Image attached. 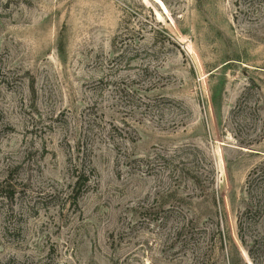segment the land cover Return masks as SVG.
Wrapping results in <instances>:
<instances>
[{
    "label": "rangeland",
    "instance_id": "obj_1",
    "mask_svg": "<svg viewBox=\"0 0 264 264\" xmlns=\"http://www.w3.org/2000/svg\"><path fill=\"white\" fill-rule=\"evenodd\" d=\"M261 168L264 0H0V264H264Z\"/></svg>",
    "mask_w": 264,
    "mask_h": 264
},
{
    "label": "trees",
    "instance_id": "obj_2",
    "mask_svg": "<svg viewBox=\"0 0 264 264\" xmlns=\"http://www.w3.org/2000/svg\"><path fill=\"white\" fill-rule=\"evenodd\" d=\"M260 170L261 171L258 173L257 178L260 180H264V175H263L264 169L261 168ZM73 173H74V178H75L73 193H74V200H76L83 193V189L89 183V177L91 175V172H90V174H88V172L86 173V171L84 170L83 162H82L80 166H74ZM260 174H262V176H260ZM191 177H193L192 178L193 181L196 182V178H194V176H191ZM254 181H255V179H253L252 184ZM249 187H250V185H249Z\"/></svg>",
    "mask_w": 264,
    "mask_h": 264
}]
</instances>
